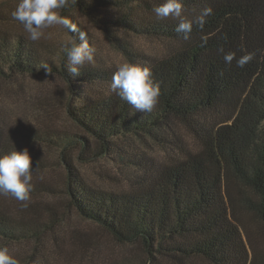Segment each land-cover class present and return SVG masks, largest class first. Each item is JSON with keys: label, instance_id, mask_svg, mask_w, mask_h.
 <instances>
[{"label": "trees", "instance_id": "16d2710c", "mask_svg": "<svg viewBox=\"0 0 264 264\" xmlns=\"http://www.w3.org/2000/svg\"><path fill=\"white\" fill-rule=\"evenodd\" d=\"M159 2L76 0L62 10L78 29L69 32L72 37L85 32L91 44L74 17L80 13L124 61L151 69L160 85L151 112L138 111L111 90L115 69L89 64L73 75L64 46L33 42L0 27V82L16 76L59 77L69 89L67 117L80 131L18 119L14 126H0V155L25 149L21 141L53 150L65 172V208L124 250L120 259L106 257L96 244L99 230L92 231L97 240L89 231H73L72 245L87 264H264V257L251 253L237 214L241 207L264 226V0H183L188 18L205 7L213 9L203 28L193 25L187 40L177 31V20L155 17L152 8ZM123 36L159 42L163 52L147 56ZM220 48L234 52L236 59L225 63ZM247 52L255 54L253 59L237 67L236 60ZM50 94L48 100L54 97ZM176 127L189 132L195 153L179 145ZM135 138L163 149L173 144L176 156L165 161L136 157L129 153L136 149ZM36 149L27 148L32 175L47 160ZM101 156L116 157L133 171L130 192L94 190L84 182L77 165ZM43 192L54 193L49 186L32 184L31 197ZM57 206L44 213L42 207L27 205L29 215L19 211L18 216L0 207V246H37L44 236L56 244L64 236ZM56 250L57 244L52 246ZM94 257H100L98 262Z\"/></svg>", "mask_w": 264, "mask_h": 264}, {"label": "rangeland", "instance_id": "374dc122", "mask_svg": "<svg viewBox=\"0 0 264 264\" xmlns=\"http://www.w3.org/2000/svg\"><path fill=\"white\" fill-rule=\"evenodd\" d=\"M17 3L18 0H0V27L11 34L27 36L20 22L14 20L11 15ZM74 17L90 34V47L94 49L93 62H85L84 65H97L98 67L116 70L118 64L125 62L97 26L93 25L80 13H74ZM118 35L122 37L121 34ZM70 38L72 36L69 32L59 26H54L46 30L45 35L38 41L42 44H50L58 48H61V45L65 48ZM122 40L127 41L133 49L147 56L163 52V44L156 41L132 36H123ZM60 90H62L63 95H61ZM50 92H53L54 97L48 100V96L52 95ZM68 93L69 89L66 88V85L59 77L54 76L38 78L16 76L10 81H2L0 82V126H6L7 124L9 127L14 126L19 119L22 124L37 125L39 127L50 125L62 132L80 134V131L75 128L73 122L67 117L65 94L68 95ZM175 130L180 137L179 145L185 147L188 152L195 153L197 151L196 145L186 128L180 127L177 130L176 127ZM134 141L136 149L129 153L136 157L142 154L147 158L165 161L172 156H176L175 152L172 151L173 148H176L173 144L163 149L154 144L153 141L145 138H135ZM19 144L25 148L36 149L26 144V142L21 141ZM36 150L46 154L47 160L44 162L46 163L45 168L36 172V175H32L31 183L33 185L49 186L54 193L43 192L35 197L30 196L27 202L18 201L11 196H0V207L10 215L16 214L18 216L19 211L29 215V210L25 209L24 204L42 207L44 212V210L55 207L60 203L57 208L58 216L62 220L60 229H64V236L55 242L57 244L55 252L52 251V246L56 247V244H51L49 241L51 238L48 236H44L43 241L36 242L37 246H34L33 243L3 244V246L9 248L10 254L18 260V264L23 261H28V264H87L83 252L72 245L74 244L72 242L73 231H89L92 236V231L96 232L99 229L90 222L81 219L73 209L68 210L65 208L64 204L67 196L62 188L63 177L65 176L63 167L59 165L56 154L52 152V149L37 148ZM125 165V162L116 159V157L101 156L91 161L79 162L77 168L84 182L91 189L113 193H128L133 188L131 180L134 174ZM237 214H240L244 238L250 244L251 253L256 254L257 252V255L264 257L263 224L253 214L244 212L241 207L237 208ZM97 237L98 240L92 236L93 239L97 240L96 244H99L98 250H101L102 255L115 259H120L124 255L123 252H120L124 251L123 247L117 245L118 243L114 242L105 232L99 230ZM131 250L129 248L127 251ZM98 259L100 257H94L95 261L93 262H98Z\"/></svg>", "mask_w": 264, "mask_h": 264}, {"label": "clouds", "instance_id": "9594fccd", "mask_svg": "<svg viewBox=\"0 0 264 264\" xmlns=\"http://www.w3.org/2000/svg\"><path fill=\"white\" fill-rule=\"evenodd\" d=\"M75 2L76 0H18L11 15L23 26L27 38L35 42L45 35L46 30L54 26L70 33L77 32L76 25L62 14L63 9ZM152 11L158 20L169 17L177 20V31L184 33L183 38L187 40L193 25L203 28L213 9L205 7L198 15L188 18L184 15L183 0H160L153 6ZM218 51L224 53L223 48ZM93 53L94 49L90 47L85 32L80 31L78 37L70 38L65 45L69 71L73 75H79L80 66L85 62H93ZM254 55L252 52L242 55L236 60L237 67L243 68ZM223 59L225 63L231 64L236 59L235 53H224ZM42 68L47 73L51 71L47 64L42 65ZM110 88L122 100L141 112H151L160 96V85L153 79L151 69L127 61L116 66ZM31 163L27 148L0 155V196H11L22 202L29 201L33 179ZM23 206L26 207L27 204ZM0 264H18V260L10 254L7 246H0Z\"/></svg>", "mask_w": 264, "mask_h": 264}]
</instances>
